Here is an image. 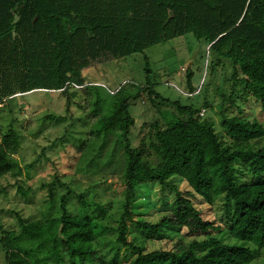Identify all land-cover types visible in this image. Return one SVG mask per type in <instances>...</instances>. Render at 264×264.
Segmentation results:
<instances>
[{"label": "trees", "instance_id": "1", "mask_svg": "<svg viewBox=\"0 0 264 264\" xmlns=\"http://www.w3.org/2000/svg\"><path fill=\"white\" fill-rule=\"evenodd\" d=\"M187 34L205 42L221 61H229L234 85L240 83L245 97L255 98L264 111V0H0V103L37 90L85 89L100 125L95 134L112 133L127 157L118 243L132 251L130 264H252L264 249V125L242 114L223 116L227 138L221 139L201 111L177 103L186 119L173 116L162 126L156 118L133 147L130 107L139 97L133 85L110 93L115 101L105 114L102 96L96 93L101 86L86 84L83 76L85 69ZM188 86L195 96L189 71ZM148 88L156 94L152 85ZM18 148L19 136L10 125L0 136V178L12 173ZM174 177L190 191H181ZM147 183H159L175 196L171 210L155 223L132 217L136 187ZM20 192L28 197L22 188ZM194 195L208 205L224 200L227 231L241 243L212 235L221 228L203 217ZM50 197L52 211L54 195ZM78 205L82 216L29 222L18 214L20 232L9 234L21 237L16 251L5 248L7 264H108L100 239L116 229L104 224L103 205L92 214L83 194ZM128 221L154 235L164 228H186L207 238L146 252L129 242Z\"/></svg>", "mask_w": 264, "mask_h": 264}, {"label": "rangeland", "instance_id": "2", "mask_svg": "<svg viewBox=\"0 0 264 264\" xmlns=\"http://www.w3.org/2000/svg\"><path fill=\"white\" fill-rule=\"evenodd\" d=\"M188 71L196 90L192 97ZM232 74L231 63L218 59L206 43L193 34L83 71L86 84L101 86L96 93L102 96L105 114L110 113L115 101L110 93L120 87L133 85L135 93L139 94L137 101L131 100L130 107L135 118L130 133L133 147L140 145L149 129L146 125L156 118L162 126L173 116L186 119V113L177 103L198 111L206 109L202 119L214 122L221 139L227 138L222 128L223 116L242 114L264 125L261 103L250 95L245 97L243 86L234 85ZM148 85L153 86L156 94H150ZM18 95L8 103H0V136L10 125L19 136V148L12 155L17 164L12 173L0 178V191H4L0 193V264H7V250L18 248L21 235L9 234L20 232L18 214L29 222L47 221L51 216L60 218L64 214L82 216L84 211L78 205L80 194L92 205V214L95 206L103 205L106 210L104 224L116 229L100 239L105 262L130 264L132 251L118 243L126 196L123 168L127 157L112 133L104 137L95 134L100 125L90 96L81 88H70L65 93L37 90ZM178 178L172 181L181 191L189 192L186 182ZM244 180L250 181L249 178ZM20 188L28 197L22 195ZM51 195H54L52 211ZM135 196L131 208L133 219L142 218L153 223L160 221L175 202L174 193L161 190L159 183L139 185ZM192 200L206 220L221 228V231L211 232L212 235L226 243H241L231 239L227 231L229 219L223 199L216 200L213 205L206 204L198 195L192 196ZM133 221H128L129 242L146 252L170 249L179 240L188 245L207 238L202 233H190L186 228H164L160 235H154L139 229ZM248 246L258 249L251 243ZM262 250L252 264H264Z\"/></svg>", "mask_w": 264, "mask_h": 264}, {"label": "built area", "instance_id": "3", "mask_svg": "<svg viewBox=\"0 0 264 264\" xmlns=\"http://www.w3.org/2000/svg\"><path fill=\"white\" fill-rule=\"evenodd\" d=\"M205 113H206V109H202L201 112H200V115H201V116H204Z\"/></svg>", "mask_w": 264, "mask_h": 264}, {"label": "crops", "instance_id": "4", "mask_svg": "<svg viewBox=\"0 0 264 264\" xmlns=\"http://www.w3.org/2000/svg\"><path fill=\"white\" fill-rule=\"evenodd\" d=\"M130 113H131V111H130ZM131 115H132V113H131ZM137 115V114H136ZM132 117L134 118V115H132ZM134 120H135V118H134ZM135 124V123H134ZM131 132H132V128H131Z\"/></svg>", "mask_w": 264, "mask_h": 264}]
</instances>
